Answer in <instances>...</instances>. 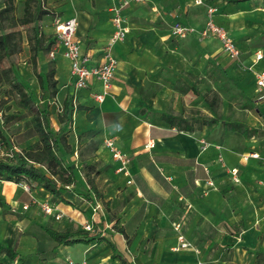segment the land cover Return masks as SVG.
<instances>
[{
	"label": "crops",
	"instance_id": "obj_1",
	"mask_svg": "<svg viewBox=\"0 0 264 264\" xmlns=\"http://www.w3.org/2000/svg\"><path fill=\"white\" fill-rule=\"evenodd\" d=\"M113 1L100 0L99 6L91 7L88 11L73 10L60 16L61 21L73 17L77 19L76 36L81 43V51L89 56L91 63L102 60L101 49L112 33L109 7ZM232 4L230 3L231 6ZM205 8V5H196L194 0H148L144 4L127 8L123 13L130 31L125 41L114 48L118 67L111 94L103 104L94 103L90 92L100 91V83L97 81H92L88 90L78 93L77 109L73 115L74 127L80 131L98 132L101 145L95 151L94 160L98 162L107 151L103 147L105 139H114L116 147L132 157L130 177L116 174L113 164L108 165L104 171L115 186L108 194L109 197L120 198L123 188L133 187L132 196L126 202V207L118 211L116 220L109 219L105 205L99 200L102 207L95 217L94 234L97 240L94 238L88 244L61 246L52 241L44 231L52 242L46 241L48 249L42 252L39 233L35 230L28 233V220H21L18 216L23 215V212L14 213L10 209L27 202L28 196L21 191L19 184L0 181V201L7 207L5 213L0 207V264L9 261H16V264H66L67 259L77 262L85 260L87 264H121L120 261L111 259L112 250L106 242L115 246L127 264H158L163 258L161 247L173 248L177 245V233L172 229L176 223L181 225L182 234L190 244L202 246L200 252L206 257L216 244H226L232 249V264L256 262V252L264 251V230L246 229L245 226V230L238 233L232 230L231 233H226L220 229L221 219L231 226L241 220H237L232 214L233 205L229 204L232 192L221 193L223 176L218 174L217 169L219 150L211 145L203 152L200 151L199 141L203 139L201 129L192 133L180 132L160 120L164 113L186 116L187 109L200 98L198 83L189 73L194 61H191L193 49L188 42L197 39V35L195 33L173 42L170 28L175 22H180L195 30L201 29L206 20ZM219 11L214 14V21L222 26L216 21L221 17ZM49 30L48 34H52L51 20ZM184 40H187L184 44L180 43ZM207 40L217 41L215 38ZM252 40L242 48L239 47L243 56L249 59V66L253 62L254 51L260 50L264 54V46H248ZM217 43L219 44L218 41ZM219 51L222 52L221 48ZM214 56L215 54H210V57ZM262 63L264 59L256 63L253 69L258 71L264 68ZM55 79L56 86L63 93V100L58 99L59 112L60 105L69 103L74 91L69 62L61 56L57 62ZM248 80L256 95L255 102L264 106V101L257 100L252 72H249ZM55 106L52 107L53 111ZM142 108H145L143 118L140 117ZM245 140L251 150L242 155L255 152L259 154V160L243 161L242 155L233 151L220 153L228 167L238 169L240 182H232L234 187L243 186V180L249 182L251 179H259L264 182V166L259 164L264 160V147L253 139ZM148 142H152L154 147L146 149ZM81 180L82 182L76 178L75 184L65 191L63 197H68L65 198L68 204H59L72 223L42 218L45 223L54 226H50L51 229L57 232L76 231L81 222L90 216L88 206L96 197L82 176ZM128 180H132L129 185ZM78 191L88 192L89 198L80 196ZM45 194L47 193L42 189H38L36 193L42 198ZM175 199L182 204L178 209L180 215L176 208L169 210L167 206ZM25 213L41 216L33 209ZM131 216H134V227L131 238L127 236L126 240L112 226L118 221L120 228L124 229ZM208 234L211 237L206 236ZM151 240L155 241L157 249H150ZM141 244L142 247L148 246L147 250L140 248ZM7 248L15 252V257L11 258L3 252ZM173 255L170 254L167 258L170 264H185L182 259H178V255L194 257L191 249L173 252ZM185 260L189 263V259ZM210 264L218 263L212 261Z\"/></svg>",
	"mask_w": 264,
	"mask_h": 264
},
{
	"label": "rangeland",
	"instance_id": "obj_2",
	"mask_svg": "<svg viewBox=\"0 0 264 264\" xmlns=\"http://www.w3.org/2000/svg\"><path fill=\"white\" fill-rule=\"evenodd\" d=\"M99 1L100 0H40V2H44L45 7L50 10L51 13L42 15L41 20L36 23V26L41 29L43 28V32L49 35V20L55 18L60 19V16L64 15V13L72 12L73 10L88 11L91 7L99 6ZM24 2L25 0H0V9L3 8L4 5L10 3L12 5V15L16 18H22L24 13ZM32 5L34 4L32 3ZM204 5L206 7L205 12L208 7L215 8L217 10L216 12L220 10L221 17L219 19L217 18L216 21L225 28L231 38H233L241 48L248 41L264 33V0L244 1L238 4H232L233 6L230 5L229 0H205ZM228 8L231 9L229 10ZM25 28H20V30ZM22 36L21 53L8 60H4L0 64V160L8 161V159L14 157L15 154H19L23 148L37 141V137L34 136L32 113L20 106L19 96L13 91L12 85L5 83L2 79V70L9 68L12 82H21L23 84V88L31 98L34 108L40 110L44 107L47 108L49 123L53 133L58 139L65 138L67 140L69 148H65L60 156L64 164L73 170L75 178H78V180L82 182V176L86 182L85 166L92 163L96 164V170H102L98 175L92 173L90 176L93 178L95 186L101 195V199H96L103 202L109 219L115 221L118 211L126 207V202H128L132 196L133 187L129 186L122 190L120 189L122 193L120 198L117 196L109 197L108 194L115 189V186L111 181V177L104 171L107 170L108 165L111 166L113 164V161L111 155L107 151L103 153L102 159H99L98 162L94 160L95 149L101 145L98 132L80 131L75 128L72 114L66 123H61L59 121L62 112L59 113L57 111V105L58 99L60 101L63 100V93L61 88L56 86L58 93L55 97H52V91L46 79V75L51 69L55 70L54 79L56 78V67L60 56L56 55L55 58H52L50 52L55 49L57 45H53L49 52L39 53L37 72L42 79L40 85L37 78L32 73L30 53L24 31L22 32ZM259 36L253 39L252 43L248 44V46L253 47V45H256V43L260 41ZM196 37L197 39L194 38L188 42L189 47L193 49H191L193 51L191 61H194L189 73L198 83L200 98L198 102H195L192 107L187 109L186 116H192L195 119L193 123L195 128L205 124L202 125L200 131L203 136V139L199 141L200 151H204L202 150V143L206 144V148L211 145L215 146L221 154L222 152L228 153L229 151H233L242 155L250 151L251 147L248 146L247 140L242 137L241 133L232 132L230 130V122L241 124L250 129H256L257 132L250 139L255 140L264 147V106L258 105L255 102L256 95L252 83L248 80L249 71L247 67L250 64L249 59L243 56L238 62L232 61L223 52L219 51L220 43L218 44L215 40H207L210 38H202L198 35ZM171 38L173 42L176 41V38L172 35ZM185 41L187 40L180 41V43L183 42L182 44H184ZM258 43L264 45V41ZM210 54H215V56L210 57ZM251 79L253 78L251 77ZM54 105H56L55 111L52 110ZM220 153L217 158L219 163V168L217 169H219L218 174L223 176L221 177L223 180L221 193L232 192L231 198H229V204L233 205V207H231V209H233L232 214L237 220H241L231 226L228 224L229 222L221 219L220 229L225 230L226 233H231V230L238 233L242 229L245 230V226L246 229L254 228L258 231L264 230V214H262V212H264V182L259 179H251L249 182H244L243 180V186L234 187L232 182L238 184L240 180L236 182L231 177L228 169L229 167L220 159ZM259 164L264 166V160ZM112 177L115 178L113 175ZM249 185H251V187H249ZM77 193L82 197H88V192L86 193V191L82 193L78 191ZM64 194L65 191L62 192V197ZM36 197L40 200L42 199V197ZM65 198L68 197L65 195L63 199L66 200ZM52 200L54 203L60 204L57 200ZM167 206L169 210L176 208L177 213H179L178 215H180L178 209L182 207V204L177 199L172 200ZM2 211L4 213L7 212V207L5 205L2 206ZM126 212L127 210L125 213ZM138 212H140V210ZM22 214L23 215L18 216H20L19 219L21 220H28L29 228L27 232L31 233L32 230H35L39 233L38 237L41 241L40 250L46 252L48 246L45 242H49L50 239L44 233V228H50V226L54 228V226L45 223L44 219H42L45 218L43 215H41L43 216L41 217L39 214H28L25 212ZM128 218L124 230L128 238H131L134 227V216ZM120 227L121 225L117 221L116 224H113L112 229L116 231L117 228ZM205 231L207 232V230ZM206 236L211 237L209 234ZM85 238L90 240L96 239L97 236L91 234L85 236ZM131 241L130 239V243ZM50 242L52 241L50 240ZM154 245H156V247H154ZM142 246L141 244L140 248L147 250L148 246ZM191 246L194 257L178 255V259H182L185 264H210L212 261H216L218 264H232V249L229 245L216 244L213 247L211 246V253L207 257L200 252V247H202L200 244H191ZM149 247L150 249H157L158 246L155 241L151 240ZM171 248L172 247L167 246L164 248L161 247L163 258L162 261H158V264H170L167 258L170 257V254L173 255ZM185 259H189V263L187 262L188 260ZM252 264H264V251L259 250L256 252V262Z\"/></svg>",
	"mask_w": 264,
	"mask_h": 264
},
{
	"label": "trees",
	"instance_id": "obj_3",
	"mask_svg": "<svg viewBox=\"0 0 264 264\" xmlns=\"http://www.w3.org/2000/svg\"><path fill=\"white\" fill-rule=\"evenodd\" d=\"M243 1L250 0H229V3L238 4ZM32 3L34 5H32ZM48 13H51L50 10H48L44 2H40V0H25L22 18H16L12 15V5L10 3L4 5V7L0 9V64L4 60H8L21 53L22 32L24 31L30 53L32 73L37 78L40 85L42 79L37 72L39 53L49 52L53 45H58L57 40L52 34L46 35L43 32V28L41 29L36 26V23L41 20L42 15ZM53 20L54 19L51 21ZM20 28L25 29L20 30ZM259 39L260 41L258 42L264 41V35L259 36ZM258 42L256 45H253V47L264 46ZM1 75L3 81L12 85L13 91L19 96L20 106L32 113L34 136L37 137V141L23 148L19 154H15V156L8 159V161L0 160V181L12 182L15 184L28 182L32 184L35 189H42L49 194L52 202V199H54L57 200L58 203L68 204V202L63 199L62 192L66 191L67 187L73 186L76 182V178L73 170L64 164L60 156L65 148H69L67 140L65 138L58 139L53 133L49 123L47 108L44 107L42 110L34 108L31 98L23 88V84L21 82H12L9 68L3 69ZM54 75V69H51L46 75L47 84L52 91V97H55L58 92ZM144 109L145 108H142L140 111V117L142 118ZM61 114L59 121L61 123H66L72 114V108L68 102H64ZM160 120L169 127L175 128L180 132L192 133L195 130H200L202 125H205L202 124L198 128H195L193 124L195 119L192 116L174 115L173 113L161 114ZM230 125L233 131H239L245 139L251 138L257 132L256 129H249L235 122L230 123ZM85 169V180L87 185L94 193L95 197L101 199V195L90 175L92 173L98 175L102 170H96L95 163L86 165ZM2 206L3 203L0 201V207ZM44 231L52 241L61 246L88 244L90 242V240L85 238V236L89 235L80 230L57 232L51 228H44ZM117 232L127 240V234L123 228H117ZM106 243H108L112 250L111 259L118 260L121 264H127L126 260L118 254L115 246L109 242ZM3 252L11 258L15 257V252L10 248L3 250Z\"/></svg>",
	"mask_w": 264,
	"mask_h": 264
},
{
	"label": "built area",
	"instance_id": "obj_4",
	"mask_svg": "<svg viewBox=\"0 0 264 264\" xmlns=\"http://www.w3.org/2000/svg\"><path fill=\"white\" fill-rule=\"evenodd\" d=\"M148 0H114L109 7L110 21L112 24V33L109 36L106 43L101 49L102 60L98 63H91V60L87 54L81 51V43L76 36L78 21L75 17L61 21L59 18H55L52 21L53 33L52 35L58 42L55 49L50 52V56L55 58L59 55L69 62L70 76L73 86V95L69 104L72 108V116L77 109L78 93L83 90H88L92 81L100 83V91L90 92L91 100L96 104H103L105 99L111 94L112 82L114 75L118 67V60L114 55V48L116 45L123 43L128 35L130 28L128 22L124 16V11L133 6L144 4ZM196 5H204L205 0H194ZM217 10L213 7L206 9V20L203 27L199 30L184 25L180 22H175L171 26V35L176 39H185L192 34H197L202 38H215L220 43L221 51L232 61L238 62L243 56L242 50L237 43L231 38L224 27L219 26L214 21V14ZM253 62L247 67L249 72L254 74L255 78V92L257 94L258 101H264V68L258 71L254 70V66L260 60L264 59V54L260 50H256L253 53ZM60 105L59 112H62ZM103 147L107 149L111 155L113 161L114 172L116 174L123 175L124 177H130V168L132 166V157L125 152L119 150L114 139H105L103 141ZM154 147L152 142H148L145 146L146 149ZM206 144L202 143V150L206 149ZM77 157V155H76ZM221 161L224 162L222 158ZM243 161L248 159H260L259 154L250 152L242 155ZM231 177L238 182V169L236 167L228 168ZM132 180H128L127 184H131ZM21 191L28 196V201L19 205V207H11V211L27 212L30 209L39 212L41 215L50 218L53 222L66 221L72 223L70 217L66 212L51 201L49 194L43 195L40 200L36 196L37 189L28 182L19 183ZM67 187L66 189H68ZM102 204L99 200L93 198L88 209L90 216L81 222L78 230L91 235L96 232L95 223L96 215L101 212ZM174 231L177 233L176 240L177 245L172 248L173 252H180L182 250L192 249L191 244L185 239L182 234V228L179 223L174 224ZM5 264H16V261H9ZM66 264H87L84 261H74L71 259L66 260Z\"/></svg>",
	"mask_w": 264,
	"mask_h": 264
}]
</instances>
